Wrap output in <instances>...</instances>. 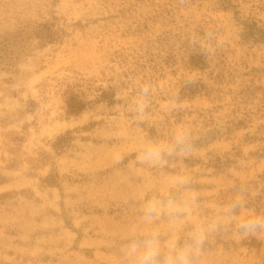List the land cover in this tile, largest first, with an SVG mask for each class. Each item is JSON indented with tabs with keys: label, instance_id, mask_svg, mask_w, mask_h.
Masks as SVG:
<instances>
[{
	"label": "rangeland",
	"instance_id": "rangeland-1",
	"mask_svg": "<svg viewBox=\"0 0 264 264\" xmlns=\"http://www.w3.org/2000/svg\"><path fill=\"white\" fill-rule=\"evenodd\" d=\"M180 126L190 154L138 162ZM176 172L203 218L246 204L199 264H264V232L236 231L264 215V0H0V264H126L145 197Z\"/></svg>",
	"mask_w": 264,
	"mask_h": 264
},
{
	"label": "clouds",
	"instance_id": "clouds-1",
	"mask_svg": "<svg viewBox=\"0 0 264 264\" xmlns=\"http://www.w3.org/2000/svg\"><path fill=\"white\" fill-rule=\"evenodd\" d=\"M152 86L143 84L131 101L139 116L146 110ZM191 129L180 126L167 139H142L138 144V162L152 169H166L170 162L190 154ZM192 177L186 172L166 176L151 196H146L123 249L126 264H199L208 237L246 204L234 200L217 218L200 216V197L191 188ZM236 231L244 237L264 232V215L250 213L241 217Z\"/></svg>",
	"mask_w": 264,
	"mask_h": 264
}]
</instances>
